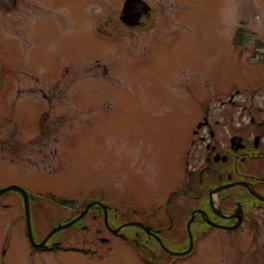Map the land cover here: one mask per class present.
I'll list each match as a JSON object with an SVG mask.
<instances>
[{
    "label": "rangeland",
    "instance_id": "obj_1",
    "mask_svg": "<svg viewBox=\"0 0 264 264\" xmlns=\"http://www.w3.org/2000/svg\"><path fill=\"white\" fill-rule=\"evenodd\" d=\"M46 1L28 22L27 16L5 15L0 23V57L21 60L0 62V110L14 114L9 125L18 122L25 144L43 138L47 113L51 153L43 160L27 146L19 150L20 136L10 142L15 133L0 127V189L16 185L27 191L35 240L56 233L87 253L32 254L23 195L8 190L0 196V264H264V230L259 228L261 236L248 233L251 216L229 229L236 232L226 235L219 229L198 241L189 258L174 263L165 253L152 256L137 225L113 237L97 230L101 221L91 216L81 221L92 206L71 221L70 214L78 210L57 207L66 202L82 209L93 199L120 210L160 206L150 210L153 221L146 222L168 225L169 201L189 206L193 201L184 194L186 184L199 190L201 184L198 177L190 181L186 171L194 130L206 115L220 117L221 101L252 85L262 72L258 50L253 56L250 50L255 40L264 49V0H138L150 11L138 4L143 15L134 29L121 17L129 0L38 3ZM97 30L111 32L114 41ZM17 148L32 161L24 156L13 161ZM227 194L232 203L250 200L236 190L222 195ZM189 219L175 222L180 246L188 243ZM81 225L93 237H81ZM96 235L110 242H98Z\"/></svg>",
    "mask_w": 264,
    "mask_h": 264
},
{
    "label": "flooded vegetation",
    "instance_id": "obj_2",
    "mask_svg": "<svg viewBox=\"0 0 264 264\" xmlns=\"http://www.w3.org/2000/svg\"><path fill=\"white\" fill-rule=\"evenodd\" d=\"M38 2L39 0H0V23L5 22V15H11L13 19L15 17L27 16L29 17L28 22L33 10L40 9V6L42 9L48 5L47 1L40 4ZM138 4H141L144 12L150 11V7L141 1L137 0L129 3L127 11L124 13V18L127 22L126 25L133 29L140 26L143 15H141V11L138 9ZM127 17H131L132 20H128ZM145 27L142 25L140 30ZM97 32L102 33L107 40L113 39L109 31L97 30ZM246 49L248 48L246 47ZM255 50L257 51V48L253 46L252 50H250L252 56ZM258 59L260 60V58ZM259 60H256V63L261 65L260 68L262 70L259 78L255 76L252 85L240 87L235 94H231L221 101L220 117H218V114L206 115L198 124V130H194L196 137L192 140V148L189 153L187 150V157L185 156L186 171L190 175V181L195 182V179L199 178L201 183L200 190L196 189L193 184H186L184 194L190 198V201H193L189 206H182L180 208L179 206L176 207L171 201L168 202L165 207V214L169 219L168 225H163L161 222L158 225H150L146 222L147 219L153 221L154 213H150V210L158 211L160 206L147 208L148 212L145 210L141 211L144 207L137 209L130 205L126 208L122 207L120 210L100 202L98 199L88 201L82 209L72 208L78 211L70 214V221L76 218L89 204H92V208L90 207L92 212L89 214L90 209L88 211L89 215L87 214L81 221L85 220L88 216H91L94 221H101L102 229H97L99 232L105 230V232H108L113 237H122L120 236L122 231L128 227L117 234H113V230L125 227L130 221L140 222L147 228L144 229L137 226L145 236V247L150 246V252L153 253L152 256H156V252L165 253L174 263L181 259L189 258L194 252L196 243L209 238L213 232L219 229L224 231L226 235L236 232L238 228L229 229L235 226L238 227L242 224L244 217L247 216H251L254 221L252 229L248 230V233L253 234V236H261L262 233L258 230L259 228L262 231L264 230V58ZM9 61L20 62L21 60L17 61L15 56L0 57V62ZM26 75L30 79L35 80V74L28 72ZM41 91L44 94L46 93L44 89H41ZM239 95H242L240 101L237 100ZM6 96L8 95L6 94ZM47 98L49 99V97ZM12 116H14L13 113L0 110V127L9 128L15 133H10L9 141L15 143V135L17 134L20 136L19 139L16 138L19 150H24L25 146H27L35 157L37 156L43 160L49 157L51 153L50 130L46 124V118L49 115L47 113L44 114L45 127L40 128V132L43 131V138L26 144L21 143L28 139L26 138L27 136L19 133L18 122L15 121L14 126L9 125V122L12 121L10 119ZM19 150L17 148L13 153V161L22 160V156L27 158L28 162L32 161L30 156L21 155ZM191 163L195 165L192 170L190 169ZM177 190L172 192L173 197L176 195ZM197 190L199 191L198 194H196ZM217 190L219 192H216ZM231 190H236L238 196L242 197V195H246L250 199L249 202L235 201L232 203L229 194L222 195ZM60 209L64 210L67 207H61ZM189 216V221L194 217L191 222V228L190 224L186 226V229H190L191 231L188 232L190 237L188 238V243L183 242L180 246L181 240L178 237H181V235L175 234V226L177 225L175 222H182ZM24 217L26 221L25 212ZM130 218L133 219L130 220ZM106 221L113 223L118 221L122 225L116 228L110 222V227H112L110 229ZM81 229V237H93L86 225H81ZM49 233L43 236L44 238L41 240H35V244L31 243L28 238L32 246V254L55 253L65 249L74 250L75 247L69 245L70 239L58 238L56 233L49 238ZM27 236L29 237L28 234ZM94 237H98L97 241L104 244L110 242L109 239H104L105 236L96 235ZM124 239L129 242L138 241L137 237L130 239L124 237ZM234 239L238 241L239 237L236 235ZM89 241H92V239ZM41 244L42 246H38ZM256 244H259V242ZM229 246L232 247L234 245L231 243ZM190 247H192L191 251L186 253ZM79 250L80 252L87 253V251H82L80 248ZM235 252H237L236 246ZM227 256L231 258L229 254ZM237 258L238 256H235V259Z\"/></svg>",
    "mask_w": 264,
    "mask_h": 264
},
{
    "label": "water",
    "instance_id": "obj_3",
    "mask_svg": "<svg viewBox=\"0 0 264 264\" xmlns=\"http://www.w3.org/2000/svg\"><path fill=\"white\" fill-rule=\"evenodd\" d=\"M130 2H132V0H129V1L126 2L124 12L127 11V8H128V5H129ZM133 2H134V1H133ZM122 18H123V20L126 22V20H125V18H124V15L122 16ZM126 23H127V22H126ZM8 190H14V191L20 192V193L23 195V197H24V201H25V204H26V216H27V228H28V233H29V236H30L31 241H32L33 243H35L34 236H33V233H32V221H31L30 206H29V195H28V193H27L24 189L20 188L19 186H15V185H13V186H10V187H8V188H6V189L0 190V196H1L3 193H5L6 191H8ZM216 192H219V190H217ZM89 208H90V206H89ZM86 212H87V211H84V212H83V217H84V215H85ZM193 219H194V217L192 218V220L190 221V223L193 221ZM106 222H107V225L109 226L108 221H106ZM71 223H72V222H71ZM71 223L68 224V225H66V226L71 225ZM129 225H139V226H143V224H141V223H131V224H129ZM145 229H146V228H145ZM120 230H121V229H120ZM114 233H118V230H115ZM41 246H42V244H41ZM190 248H191V247H190Z\"/></svg>",
    "mask_w": 264,
    "mask_h": 264
},
{
    "label": "bare ground",
    "instance_id": "obj_4",
    "mask_svg": "<svg viewBox=\"0 0 264 264\" xmlns=\"http://www.w3.org/2000/svg\"><path fill=\"white\" fill-rule=\"evenodd\" d=\"M31 214V213H30Z\"/></svg>",
    "mask_w": 264,
    "mask_h": 264
}]
</instances>
